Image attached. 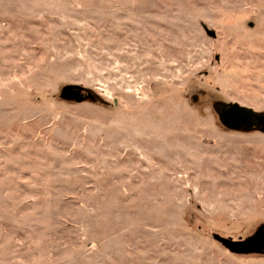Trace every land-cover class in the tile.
<instances>
[{"label": "rangeland", "instance_id": "374dc122", "mask_svg": "<svg viewBox=\"0 0 264 264\" xmlns=\"http://www.w3.org/2000/svg\"><path fill=\"white\" fill-rule=\"evenodd\" d=\"M232 103L264 113V0H0V264H264L212 237L264 224Z\"/></svg>", "mask_w": 264, "mask_h": 264}, {"label": "water", "instance_id": "95a60500", "mask_svg": "<svg viewBox=\"0 0 264 264\" xmlns=\"http://www.w3.org/2000/svg\"><path fill=\"white\" fill-rule=\"evenodd\" d=\"M203 29L207 36L214 38L212 31L205 26ZM59 98L72 102L95 100L90 92L79 85H64L59 93ZM216 109L219 121L229 131L256 129L261 133L264 132V113H257L253 109L245 108L237 103L220 104ZM212 237L227 251L235 255H252V253L264 255V224L245 239L234 241L231 238L219 237L215 234Z\"/></svg>", "mask_w": 264, "mask_h": 264}, {"label": "flooded vegetation", "instance_id": "af4514ba", "mask_svg": "<svg viewBox=\"0 0 264 264\" xmlns=\"http://www.w3.org/2000/svg\"><path fill=\"white\" fill-rule=\"evenodd\" d=\"M85 94V93H84Z\"/></svg>", "mask_w": 264, "mask_h": 264}]
</instances>
